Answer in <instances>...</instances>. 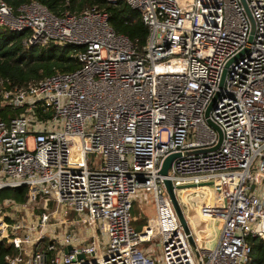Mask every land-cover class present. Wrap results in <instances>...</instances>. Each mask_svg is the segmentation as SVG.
Returning a JSON list of instances; mask_svg holds the SVG:
<instances>
[{
    "label": "built area",
    "instance_id": "2783aa9c",
    "mask_svg": "<svg viewBox=\"0 0 264 264\" xmlns=\"http://www.w3.org/2000/svg\"><path fill=\"white\" fill-rule=\"evenodd\" d=\"M107 1L140 13L145 46L105 12L0 1V27L26 44L81 47L79 69L3 91L21 113L0 120V190L29 191L0 203V242L19 250L7 264H197L159 173L179 153L178 199L206 192L200 216L221 223L203 264H250L264 239V0H244L254 29L243 0ZM208 119L222 144L194 153L219 142ZM135 203L155 212L140 232Z\"/></svg>",
    "mask_w": 264,
    "mask_h": 264
},
{
    "label": "trees",
    "instance_id": "16d2710c",
    "mask_svg": "<svg viewBox=\"0 0 264 264\" xmlns=\"http://www.w3.org/2000/svg\"><path fill=\"white\" fill-rule=\"evenodd\" d=\"M17 9L29 2L44 5L56 16L66 13L81 14L95 9L105 12L112 29L128 37L141 49L146 45L149 29L143 23L138 11L133 10L126 2L110 4L107 0H0ZM30 38L28 32H14L0 27V120L7 121L21 113L20 109L11 107L3 101V91L12 88L27 89L44 78L56 73L73 72L80 68L77 53L81 47L75 45L48 46L26 44ZM28 187L5 188L0 190V203L12 199L18 203L28 200ZM250 264H264V239L250 240ZM19 250L13 245L0 242V264H7V256H15Z\"/></svg>",
    "mask_w": 264,
    "mask_h": 264
},
{
    "label": "water",
    "instance_id": "95a60500",
    "mask_svg": "<svg viewBox=\"0 0 264 264\" xmlns=\"http://www.w3.org/2000/svg\"><path fill=\"white\" fill-rule=\"evenodd\" d=\"M244 5L246 7L247 13H248L250 20H251V23H252V27L254 29V21H253V18L251 17V14L247 8L245 1H244ZM211 108L212 107L210 106L209 109L206 111V117H209ZM207 122L212 128H214L218 132L219 142L215 147H213L211 149L196 151L194 153H205L208 151H214V150H217L222 144L223 133H222L221 128L217 124H215L213 121H211L210 119H208ZM186 154H192V153H186ZM182 155L183 154L179 153V154H172V155L168 156L163 161L159 173L161 176L164 177L163 184H164L165 189H166V191H167V193L171 199V202H172L173 208L175 210V213L178 217V220H179L184 232L187 235L188 242L192 248V251H193L194 256L196 258L197 264H203L202 256L200 253V247L202 246L203 240L201 239V237H199V239L197 240L196 235L192 231V226L190 224V221L187 218L185 208L182 205V203L180 202V200L178 199V196L176 195L175 186H174L173 182L168 178L169 170L172 168L174 161L178 157H181ZM201 194L203 195V197H201ZM207 196H208V194L206 192L199 191V194L193 195V193H190L189 196L187 197V199L189 200L188 201L189 207L192 208L195 211V213H197L199 216H200L199 206L206 202ZM192 204H194V207L192 206ZM201 219H202L201 221L205 222L206 224L208 223V221L203 219L202 217H201Z\"/></svg>",
    "mask_w": 264,
    "mask_h": 264
},
{
    "label": "rangeland",
    "instance_id": "374dc122",
    "mask_svg": "<svg viewBox=\"0 0 264 264\" xmlns=\"http://www.w3.org/2000/svg\"><path fill=\"white\" fill-rule=\"evenodd\" d=\"M31 146H32V142H31ZM184 201L185 202L182 203L184 208L185 209H186V207L190 208L189 204H188L189 200L187 198H184ZM41 206H44L43 203L38 202L37 205L33 206V209H30V210L23 212V214H22L23 218L25 220H30L32 218L37 219L38 211H36V210L38 208H40ZM192 206L194 207V204H192ZM151 208L149 206V207H143V209H142V208H140L138 203L134 204V208L132 210V217H133L132 225L136 231H138V232L142 231L145 224H147L148 219L151 216H154V214H155L154 209H151ZM212 227H213V231H214V238L208 243L209 247H213V242L216 240V238L220 234L221 225H220L219 221H216V222L212 223ZM146 247H148V245L143 246V248H146ZM153 256L156 258L157 252H155Z\"/></svg>",
    "mask_w": 264,
    "mask_h": 264
},
{
    "label": "crops",
    "instance_id": "0c3cea01",
    "mask_svg": "<svg viewBox=\"0 0 264 264\" xmlns=\"http://www.w3.org/2000/svg\"><path fill=\"white\" fill-rule=\"evenodd\" d=\"M186 215L188 220L190 221V224L192 226V229L196 235L201 237L202 241V247L204 249H213L219 240L220 234H221V228H220V234L216 238V240L213 242V247H209L208 243L214 238V231L212 227V223L216 222L215 220H207L208 223L201 221V217L195 213V211L191 208L186 207L185 209ZM220 223V222H219ZM221 225V223H220Z\"/></svg>",
    "mask_w": 264,
    "mask_h": 264
}]
</instances>
